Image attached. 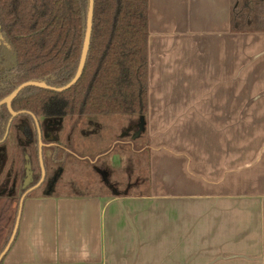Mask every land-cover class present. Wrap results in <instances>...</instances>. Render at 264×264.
<instances>
[{
	"label": "crops",
	"instance_id": "crops-1",
	"mask_svg": "<svg viewBox=\"0 0 264 264\" xmlns=\"http://www.w3.org/2000/svg\"><path fill=\"white\" fill-rule=\"evenodd\" d=\"M231 4L148 0L146 190L26 194L0 264H264V30Z\"/></svg>",
	"mask_w": 264,
	"mask_h": 264
},
{
	"label": "trees",
	"instance_id": "trees-1",
	"mask_svg": "<svg viewBox=\"0 0 264 264\" xmlns=\"http://www.w3.org/2000/svg\"><path fill=\"white\" fill-rule=\"evenodd\" d=\"M88 9L89 0H0V102L24 82L61 87L74 77ZM231 24L240 31L264 30V0H232ZM148 37V0H93L90 43L78 80L62 91L26 86L12 100V109L43 116L46 123L57 121L65 131L73 117L92 115L136 114L144 125ZM0 111L1 137L9 118L4 103ZM31 152L18 139L11 145V193L0 196V253L16 220L25 165L33 164ZM67 154L55 142L53 161L63 166ZM5 170L3 161L1 185Z\"/></svg>",
	"mask_w": 264,
	"mask_h": 264
},
{
	"label": "rangeland",
	"instance_id": "rangeland-1",
	"mask_svg": "<svg viewBox=\"0 0 264 264\" xmlns=\"http://www.w3.org/2000/svg\"><path fill=\"white\" fill-rule=\"evenodd\" d=\"M86 120H92L93 123L85 126ZM139 123L140 117L136 114L83 117L71 135L70 142L61 137L60 143L70 151L71 162L63 167L59 180L61 183L56 186V191H123L131 182L135 184L130 187V191H145L148 182L149 140L146 126L137 135ZM53 146L43 147L41 159L45 164L44 182L34 193H42L53 176L61 170L52 164L50 154ZM34 148L31 159L36 177L40 168Z\"/></svg>",
	"mask_w": 264,
	"mask_h": 264
},
{
	"label": "flooded vegetation",
	"instance_id": "flooded-vegetation-1",
	"mask_svg": "<svg viewBox=\"0 0 264 264\" xmlns=\"http://www.w3.org/2000/svg\"><path fill=\"white\" fill-rule=\"evenodd\" d=\"M1 39H2V36L0 35V40ZM7 97L3 99L2 102H0V103L5 104L6 110L9 113V118L6 122L4 133L0 137V165H1V162L3 163V161H6V170L2 176L3 185L0 184V196L2 197L4 194L10 195L11 193V178L13 177L11 174V169L13 168V162H14V159L12 158L13 155L11 153V145L12 144L14 145L17 139L21 143L28 144L32 150H33V146L36 147V149L35 148L34 149H35V152L38 158L37 164H38V167L40 168L37 176L34 177L35 174L33 173L34 171L32 167L33 164L27 163L25 165V169H24L25 174H24V177H22V181L20 183V187L22 188V191L20 194V198H21V196L29 189L31 190L28 191L27 194L38 191L44 182L43 167H45V164L42 159H41L42 166L40 164V156H39L40 143H41V157H42L43 147L48 146V145H54L55 142H57L68 153L66 156V163L71 162L70 151L62 143H60V140H61V137H64V139L70 142L71 135L74 133V130L78 128L80 120L79 119L77 120L76 117H73L72 120L70 121L71 124L69 128L65 131L64 126L60 125L57 121L51 120L50 122L46 123L45 121L46 119L43 116H35L32 113L25 112L22 110L20 111L13 110L11 106L12 101L10 102L9 107L6 103ZM11 110L15 114H12ZM0 112L1 114H3V111H0ZM15 118L18 119L17 126L13 125V121ZM85 123H86L85 126H89L93 123V121L86 120ZM43 139L45 140L44 143H43ZM5 152L7 155L6 157H5ZM25 156L29 162L28 155H25ZM50 157H51L52 164H54L56 168H61V170L60 172L56 173L53 176L52 180L49 182L47 187H45V190L42 191V193H49V194L58 192L56 191V186L59 185V183H61L59 181L61 178V172L63 171V167L66 165V163L63 166L56 164L53 161L52 152L50 154ZM28 177H29V182L26 186H24V183Z\"/></svg>",
	"mask_w": 264,
	"mask_h": 264
},
{
	"label": "water",
	"instance_id": "water-1",
	"mask_svg": "<svg viewBox=\"0 0 264 264\" xmlns=\"http://www.w3.org/2000/svg\"><path fill=\"white\" fill-rule=\"evenodd\" d=\"M92 17H93V0H89V9H88L87 23H86V32H85L84 42H83V46H82L80 61H79L78 68H77V71H76L74 77L66 85L61 86V87H52V86H49V85L45 84L44 82H37V81L24 82L21 85H19L15 90H13L11 92V94L7 97L6 103H7L8 107L10 106V102L15 97V95L22 88H24L26 86H36V87L48 88V89H52V90H56V91H62V90H65V89L71 87L78 80V78L80 77V75L82 73V70H83V67H84V64H85V60H86V56H87V52H88V48H89L91 29H92ZM11 113L15 114L12 110H11ZM143 128H144L143 118L140 117L139 132L137 133V135L140 134V132L143 130ZM39 156H40V164L42 166L41 143L39 145ZM28 182H29V177L25 181L24 186H26L28 184ZM30 190L31 189H29L28 191H30ZM28 191H26L21 196V198L19 200V206H18V212H17L16 220H15L11 235L9 237V240H8L6 246L4 247V249L2 250V252L0 253V261H1L2 257L4 256V254L6 253V251L8 250L9 246L11 245V243L13 242V240L15 238V234H16L17 226H18V222H19V216H20L22 201H23V198L27 194Z\"/></svg>",
	"mask_w": 264,
	"mask_h": 264
}]
</instances>
